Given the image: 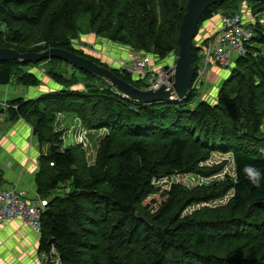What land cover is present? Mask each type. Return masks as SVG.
I'll return each instance as SVG.
<instances>
[{
  "label": "trees",
  "instance_id": "trees-1",
  "mask_svg": "<svg viewBox=\"0 0 264 264\" xmlns=\"http://www.w3.org/2000/svg\"><path fill=\"white\" fill-rule=\"evenodd\" d=\"M188 1L0 0V47L20 53L60 48L99 64L75 50L71 38L60 33L70 28L76 33L74 18L88 16L92 30L113 43L159 59L170 54L177 58L178 32ZM239 4L251 5L254 14L264 13V3L225 1L203 13L197 33L214 15L221 11L231 14L226 11L238 10L234 7ZM39 27L47 40L44 50L23 48L30 29ZM261 50L264 28L256 25L246 55L234 61L214 103H193L195 95L189 91L182 101L137 104L125 100L104 80L71 66L85 79L82 90H73L76 81L51 68L67 65L56 59L34 64L0 62V85L17 78L19 85L35 89L42 83L30 68L48 64L45 74L62 87L7 102L9 117L29 121L40 149L48 145L47 152L41 151L37 159L34 178L36 194L50 198L46 208L51 212L42 216L38 253L44 258L55 254L53 264H264ZM199 53L200 48L192 42L194 68ZM112 71L134 88L143 89L142 82ZM222 72L215 67L211 75L219 80L218 76L225 77ZM60 114H73L84 130L107 131L96 135L102 137L95 168L86 170L80 164L76 144L62 148L63 131L55 128ZM218 152L231 155L233 177L192 191L171 184L155 210L148 204L141 209L153 191L154 180L206 175L200 165ZM245 166L262 173L259 186L245 177ZM65 184L69 190L52 198ZM228 192L232 198L226 207L200 217L199 213L182 217L190 206L220 199ZM222 245L228 247L224 255L216 252ZM242 248L247 249L243 254Z\"/></svg>",
  "mask_w": 264,
  "mask_h": 264
},
{
  "label": "rangeland",
  "instance_id": "rangeland-1",
  "mask_svg": "<svg viewBox=\"0 0 264 264\" xmlns=\"http://www.w3.org/2000/svg\"><path fill=\"white\" fill-rule=\"evenodd\" d=\"M238 10H233V9H229V11L226 12H240L242 9L245 8H249L250 11L253 13L252 10V6L248 5V4H239L238 7H234V9ZM249 9H245V10H249ZM223 14L224 11H221ZM77 21V22H75ZM257 21V25H260L264 28V13H260V15L258 17H256L254 19V22ZM261 22V24L259 23ZM89 18L87 17H82V18H74V27L77 26L78 30L76 31V33L72 32L71 28L69 30H63L60 33L62 35H67V37L71 38L69 41L72 44V47L77 50L78 52H81L83 55L85 56H89L91 58H93L94 60H97L99 62V64L101 63L102 65L108 67L109 69H118L116 67V65L111 66L113 63V59L114 60H118V57H113L112 55L114 54V50L113 48H108L107 46H111V47H119L120 44H117L116 42H111L107 39V37L105 36V34H97L95 31H93L92 27L89 26ZM204 24V23H203ZM201 24L200 28L198 29V33L196 34L195 38L193 39V44L195 46H197L200 41H202L203 39H205L206 35H204V33H206V30L204 28V25ZM28 32V31H27ZM27 40L25 43L21 44L23 48H27L28 50H44L43 46L46 44L47 40L45 38V31L42 27L36 28V29H30L29 34H27ZM93 39V41H92ZM90 42V43H89ZM96 45L99 48H104V50L99 49L98 47H96ZM123 54L125 55L127 53L128 50H130L127 46L123 47ZM104 52L105 54L100 55L99 53ZM261 53H264V50H261ZM171 56H167L164 59H158V64H160L161 66H168L167 61L170 60V58L172 57V59L170 60V62L173 64H175L176 58L174 60L175 55L174 54H170ZM95 56V57H92ZM102 56H105L111 60L110 66L104 64L101 62ZM173 64V65H174ZM48 66V64H42L41 66H37L34 68H30L32 70L33 73H35L37 75V77L39 78V80L41 81L42 85L38 86L37 89L34 88H28V90H26V96H22V98L24 99H29L32 96L31 95H27V93L29 92L30 94H34V91H37L39 89H42V87H47V86H52V89H62L61 86H59L58 84H56L55 82H53V80H51V78L45 74V70L46 67ZM216 67V66H213ZM234 67V64H231L228 68H219L218 69L222 70L223 74H225V77L221 78L218 76L219 80H217V75H209L208 78L206 76L201 77L199 80V83L196 84V82L194 83V87L192 89H190L189 91H191L195 97L193 99V103H199L200 101H207L209 103H214L216 100V96H217V90L219 88V85L221 83L222 80H224L228 75L230 70ZM53 69V71L56 73H60L63 76H65L67 78V80H72V81H76V84H73L72 89H77V90H82L83 88V81L85 80L83 77H80L77 72L75 70H73L71 68L70 65H64V64H60L58 66H53L51 67ZM196 69V68H195ZM171 76V75H170ZM169 76V77H170ZM195 77V76H194ZM169 79V78H168ZM221 79V80H220ZM168 82V81H167ZM107 83V82H106ZM9 87H24L19 85L18 83V79L14 78L10 80V82L7 84ZM95 85L97 87H100L99 83H95ZM164 86V85H163ZM30 91H33L32 93ZM44 92H49L44 91ZM14 98L12 97V100ZM188 106V105H187ZM193 106V105H191ZM23 122L27 123L28 127H29V133L31 131L32 125L31 123L27 120H22ZM55 128L58 130L63 131V135H62V148H66L70 145H74L76 144L78 146L77 149V154L78 157L80 158V164L84 165L86 170H90L96 167L97 163H96V158H97V152H98V144L100 138L107 133V131L105 129L102 130H95V132H91V131H87L85 130L86 133H88V138H86L84 135L82 134H77L76 132L77 130L80 128V122L78 120V118H76L73 114H60L56 116L55 119ZM262 131L264 132V123L262 125ZM33 132V130H32ZM101 132L102 136L100 138H97L96 135L97 133ZM34 135V134H33ZM35 137V135H34ZM44 146V153L47 152L48 149V145H43ZM200 168L204 171L207 172L206 175H200V176H195V175H177V176H173L170 178H164L161 180H154L153 184V191L148 195V197L143 201V203L141 204V209L145 210V206L147 205L148 208L149 207H154V210L156 209L155 207L157 205L160 204V202L163 200V196L164 193H166L169 190V187L171 186V184H178L180 186H183L184 188H186L188 191H192L193 189L197 188V187H209L212 184L216 183L219 184L222 181H224L225 177H233V162H232V158L231 155L228 154H222L220 152L218 153H213L210 155V158L202 163L200 165ZM65 189L69 190V185L65 184V186L60 187L59 189H57L54 194H51V197L53 198L55 195L61 194L63 193V191ZM191 193V192H188ZM36 197V196H35ZM34 197V198H35ZM232 198V192H228L225 196H223L220 199L217 200H213V201H209V202H203V203H198L196 205H192L189 208H187L183 213H182V217L184 216H191L194 213H199L197 214V217H200L203 213L204 214H209L211 213L212 210L214 209H218V208H223L226 207V205L228 204L229 200ZM50 198H47V200H49ZM152 210V212L154 211ZM149 211V210H147ZM151 211V210H150ZM149 211V212H150ZM202 211V212H201ZM234 244H232L230 247V249H233L232 246ZM249 247V246H248ZM228 249V247L222 245L217 249V253L219 254H225V251ZM242 254L245 253L247 251V249L242 248L241 250ZM16 254V253H15ZM55 254H51V256L44 258L43 260V264L49 263V264H53L55 261V256H52ZM237 256L240 255V253L236 252ZM31 257L30 260H36L33 256L28 255ZM23 258H25V256H23ZM9 261H12V257L11 258H7V260L3 261L4 263H8Z\"/></svg>",
  "mask_w": 264,
  "mask_h": 264
},
{
  "label": "built area",
  "instance_id": "built-area-1",
  "mask_svg": "<svg viewBox=\"0 0 264 264\" xmlns=\"http://www.w3.org/2000/svg\"><path fill=\"white\" fill-rule=\"evenodd\" d=\"M245 9L231 14L219 13L217 30L208 35L204 33L207 36L196 46L200 48V60L195 69L191 89L195 82L198 84L200 78L207 75L211 67L228 68L236 59L246 55L247 46L251 45V40L255 36L257 21L254 22V19L260 14L253 15L250 9ZM125 56L118 57L116 61L118 69L115 70L129 75L134 81L142 82L143 89L156 90L163 85L169 86L167 81L174 66L170 62L172 57L167 61L168 66H161L158 64L159 58L153 54L130 49ZM8 108L7 102H3L2 109L6 111ZM77 134L88 138V133L81 126ZM46 207V199L38 196L27 198L25 192L17 189H0V225L19 220L40 235L42 216Z\"/></svg>",
  "mask_w": 264,
  "mask_h": 264
},
{
  "label": "crops",
  "instance_id": "crops-1",
  "mask_svg": "<svg viewBox=\"0 0 264 264\" xmlns=\"http://www.w3.org/2000/svg\"><path fill=\"white\" fill-rule=\"evenodd\" d=\"M218 14L204 22L207 35L217 30ZM96 47L98 46L96 45ZM107 47L113 48V57H126L123 54L124 46ZM99 49L104 50V48ZM103 54L105 53L102 51L99 56ZM101 62L109 67L117 66L116 60L113 59V63H111L108 56H102ZM214 68H210L206 75L207 78ZM26 90L28 87L0 85V189L21 190L25 192L27 198L31 199L37 196L34 178L38 170L37 159L40 152H44V148L40 149L32 128L29 133V127L22 121L23 119L12 120L8 112L2 109L3 102L12 100V97L15 99L26 96ZM45 90H52V86H45L34 92H44ZM27 95L32 96L33 94L28 92ZM39 238L40 235L24 226L19 220L0 225V264H43L44 257L37 251ZM28 255L33 256L36 260H30L31 257ZM11 257L12 261L3 262Z\"/></svg>",
  "mask_w": 264,
  "mask_h": 264
},
{
  "label": "water",
  "instance_id": "water-1",
  "mask_svg": "<svg viewBox=\"0 0 264 264\" xmlns=\"http://www.w3.org/2000/svg\"><path fill=\"white\" fill-rule=\"evenodd\" d=\"M232 0H189L178 32V54L170 71L169 86H161L156 90L136 89L114 74L113 69L96 64L92 60L78 56L71 51L60 48H48L42 52L20 53L14 49L0 47V62L20 61L39 63L44 60L56 59L73 66L86 74L98 77L107 82L125 100L137 104L182 101L191 89L195 76V68L191 64L192 41L197 34V27L203 13L212 5ZM264 3V0H233ZM34 134V131H33ZM44 214L50 215L49 209ZM139 217V215H137ZM147 222L146 219H143ZM53 240H50L52 243Z\"/></svg>",
  "mask_w": 264,
  "mask_h": 264
},
{
  "label": "clouds",
  "instance_id": "clouds-1",
  "mask_svg": "<svg viewBox=\"0 0 264 264\" xmlns=\"http://www.w3.org/2000/svg\"><path fill=\"white\" fill-rule=\"evenodd\" d=\"M245 177L255 186H259L262 173L253 166H245L243 169Z\"/></svg>",
  "mask_w": 264,
  "mask_h": 264
},
{
  "label": "bare ground",
  "instance_id": "bare-ground-1",
  "mask_svg": "<svg viewBox=\"0 0 264 264\" xmlns=\"http://www.w3.org/2000/svg\"><path fill=\"white\" fill-rule=\"evenodd\" d=\"M174 64V63H173Z\"/></svg>",
  "mask_w": 264,
  "mask_h": 264
}]
</instances>
